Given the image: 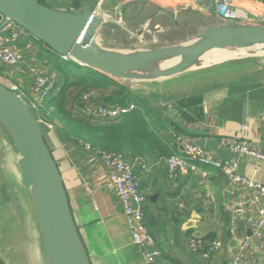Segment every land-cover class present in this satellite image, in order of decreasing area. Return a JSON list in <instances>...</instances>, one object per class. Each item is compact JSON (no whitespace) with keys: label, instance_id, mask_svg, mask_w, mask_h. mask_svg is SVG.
Masks as SVG:
<instances>
[{"label":"crops","instance_id":"obj_1","mask_svg":"<svg viewBox=\"0 0 264 264\" xmlns=\"http://www.w3.org/2000/svg\"><path fill=\"white\" fill-rule=\"evenodd\" d=\"M62 1L66 11L78 12L83 7L76 0ZM199 1L113 0L111 6L116 15L127 7L125 13L132 15L130 19L144 15L151 21L161 23L171 19L178 25L182 14L195 13L211 21V26L222 21L218 13ZM236 8L249 15L242 23L264 24L261 20L264 0H238ZM0 46H15L23 56L13 70L4 67L0 76L2 85L8 88L16 85L20 91L35 94L36 73L45 74L49 70L45 66L49 61L47 47L31 35L22 36L14 43L9 34L0 35ZM236 61L222 75L228 81L218 86H208V81L214 78L210 73L202 75L197 83L184 79L181 83L194 86L192 94L179 93L180 82L173 81L180 80L184 74L162 81L172 80L174 85L158 91L118 82L143 101L148 119L171 145L172 154L183 156L184 146L195 143L218 159L238 162L242 175L264 185V161L239 155L222 144L224 140L238 139L264 149V61ZM235 69H238L237 80H233L234 72H230ZM178 122L206 135H187L177 129ZM43 131L70 193L90 263L145 264L112 185V169L86 147L80 150L62 143L52 126L45 124ZM18 161L19 154L0 124V256L6 264H48L33 198L21 183ZM131 164L140 173L141 190L147 200L144 206L147 224L162 252L157 264H234L245 241L250 243V248L245 251L244 264H264V239L254 236L253 227L264 209V197L259 193L208 167L200 169L210 170V178L190 167L186 173L171 179L167 159ZM156 195L157 199L152 201ZM196 239H204L207 244L219 242L222 247L206 258L203 252L191 248V242Z\"/></svg>","mask_w":264,"mask_h":264},{"label":"water","instance_id":"obj_2","mask_svg":"<svg viewBox=\"0 0 264 264\" xmlns=\"http://www.w3.org/2000/svg\"><path fill=\"white\" fill-rule=\"evenodd\" d=\"M76 1L83 5L78 12L49 8L39 0H0V35L3 32L11 35L16 25L56 56L72 59L117 81L128 75H140L150 62L164 59H172L174 63L154 70L151 80H167L194 70L198 60L212 52L236 49L246 54L208 66L264 56L258 55V51H264V24L235 21H221L179 47L135 53L108 52L99 46L98 31L102 27L112 30L121 27L96 16L102 0ZM199 3L213 13L221 7L216 0H200ZM126 9L123 8L122 18ZM14 68L8 66L9 70ZM0 124L19 154L21 183L31 192L48 264H91L74 217L70 193L41 123L21 95L1 83ZM178 126L190 136L206 135L182 122H178ZM137 171H140L139 166ZM156 199L157 195L151 198ZM0 264H6L1 256Z\"/></svg>","mask_w":264,"mask_h":264},{"label":"trees","instance_id":"obj_3","mask_svg":"<svg viewBox=\"0 0 264 264\" xmlns=\"http://www.w3.org/2000/svg\"><path fill=\"white\" fill-rule=\"evenodd\" d=\"M47 49L49 61L45 66L49 70L45 75L57 77L56 89L40 101L26 91L22 96L42 128L45 124L52 126L62 143L68 146L74 145L80 150L90 146L93 152L122 155L130 164L136 161L148 163L156 158L168 160L173 155L171 145L148 119L146 105L128 86L72 59L58 58ZM4 70L0 67V76ZM91 92L97 94L101 104L123 107L136 103V109L111 120L88 116L83 97ZM177 129L182 131L179 126Z\"/></svg>","mask_w":264,"mask_h":264},{"label":"built area","instance_id":"obj_4","mask_svg":"<svg viewBox=\"0 0 264 264\" xmlns=\"http://www.w3.org/2000/svg\"><path fill=\"white\" fill-rule=\"evenodd\" d=\"M105 0H102V4ZM221 4L218 15L222 21L242 22L247 20V12L236 8L238 0H216ZM101 4V5H102ZM100 5V6H101ZM264 23V18H261ZM17 28V29H14ZM30 35L26 30L16 25L13 26V32L10 35L12 42L16 43L22 36ZM63 58V57H59ZM23 60L22 54L15 46H0V67L17 66ZM57 87L56 76H46L44 73H36L35 98L40 101L47 97ZM9 89L18 93L19 87L12 85ZM83 102L87 107L85 113L98 119H116L131 113L136 109L134 104L114 107L98 102L97 94L88 93L83 97ZM222 144L229 147L239 155H245L264 161V149L253 147L243 140L233 139L224 140ZM91 150L90 146L86 147ZM100 156L106 166L112 169L111 182L117 191L120 201L123 205L124 213L127 216L133 235V240L143 253L145 264H157V260L162 257V252L158 247L157 241L151 234L146 220L144 206L146 197L142 193V183L134 165L127 162L122 155L111 153L95 152ZM168 176L175 179L177 175L186 173L192 167L194 171H199L204 178H210V170H201L200 167H208L219 171L224 177L231 179L234 183L240 184L246 188L252 189L264 197V185L254 179L240 173V164L235 161H224L215 157L214 154L207 152L195 143H189L184 146V155L173 154L167 160ZM254 236L258 239H264V209L260 212V217L253 223ZM191 248L196 252H203L208 258L212 253L219 250L222 245L219 242L207 244L203 239H196L191 242ZM250 248V243L245 241L241 246L240 253L236 256L234 264H244L245 251Z\"/></svg>","mask_w":264,"mask_h":264},{"label":"rangeland","instance_id":"obj_5","mask_svg":"<svg viewBox=\"0 0 264 264\" xmlns=\"http://www.w3.org/2000/svg\"><path fill=\"white\" fill-rule=\"evenodd\" d=\"M113 0H105L103 4L97 8L96 16L106 19L108 23L116 24L121 27L119 30H112L106 27H102L99 31V46L101 49L114 53H135L140 51H154L158 49H167L179 47L189 44L195 37H197L204 29L209 28L212 24L211 21L199 14H187L184 13L180 16V23L176 25L173 20L167 19L160 23L159 20L151 21L149 17H141L136 19H130L132 15L125 13V18H122V14L116 15L114 8H112ZM39 2L49 8L66 11L64 9V2L62 0H39ZM77 12V11H75ZM129 23V24H128ZM3 32L2 35H6ZM246 54V51H237L236 49H228L205 55L200 61L206 64L217 63L227 54ZM260 54V51H258ZM59 58V57H58ZM240 61H248L249 63L264 61L263 57L256 58H243L236 59ZM236 60L226 61L220 64L212 66H206L201 68H195L181 76L180 80H173L174 83L180 82L177 90L179 93L192 94L194 86L192 84L181 83L184 79H188L192 83H197L202 75H208L214 77L208 81L209 87H215L223 84L225 81L222 75H224L230 68L231 64L237 63ZM246 63V62H245ZM225 65V66H223ZM234 72L233 80H237L239 75L238 69L232 70ZM141 72L140 74H142ZM153 76V75H151ZM151 76L128 75L120 79V82L130 86H142L157 91L166 85H174L172 80L162 82L165 80H151ZM222 77V78H220ZM230 78L229 80H232ZM172 79V78H170ZM177 81V82H175ZM230 82V81H229ZM24 91L18 92L19 95Z\"/></svg>","mask_w":264,"mask_h":264},{"label":"bare ground","instance_id":"obj_6","mask_svg":"<svg viewBox=\"0 0 264 264\" xmlns=\"http://www.w3.org/2000/svg\"><path fill=\"white\" fill-rule=\"evenodd\" d=\"M105 21H106V19H105ZM260 51H261V50H260ZM212 53H215V52H212ZM209 54H211V53H209ZM242 55H244V54H239V53H235V54H227V55H225V56L222 58L221 61L228 60V59H233V58H238V57H241ZM258 55H264V51H261L260 54H258ZM204 56H205V55H204ZM204 56H203V57H204ZM203 57H202V58H203ZM202 58H200V60H201ZM200 60H198V62H197V64H196L195 68H201V67H206L207 65H210V64L203 63V62H201ZM221 61H219V62H221ZM173 63H174V60H172V59H164V60H159V61L150 62V63L146 66V69L142 71L143 73L140 74V75H141V76H142V75H143V76H145V75H147V76H151V75L154 74V70H156V69H158V68L162 69V68L168 67L169 65H171V64H173ZM217 63H218V62H217ZM151 77H152V76H151Z\"/></svg>","mask_w":264,"mask_h":264}]
</instances>
